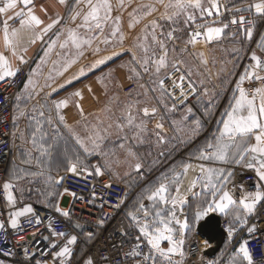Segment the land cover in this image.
I'll use <instances>...</instances> for the list:
<instances>
[{"label":"crops","instance_id":"1","mask_svg":"<svg viewBox=\"0 0 264 264\" xmlns=\"http://www.w3.org/2000/svg\"><path fill=\"white\" fill-rule=\"evenodd\" d=\"M121 5V0H0V81L29 63L22 86L27 95L19 101L24 121L21 148L28 154L13 161L11 155L7 179L20 198L30 199L34 172H40L41 164L35 155L30 162L29 153L50 151L64 153L59 166L83 167L97 180L134 185L148 207L128 216L134 233L141 236L154 264H183L188 240L207 214L244 225L264 200V87L253 95L245 89L264 76L260 68L245 64L248 56L264 58V29L230 33L220 24L205 26L207 42L198 44L193 57L208 66L211 87L230 89V100L218 109L216 98L198 96L178 108L161 89L162 79L169 57L184 44L185 17H190L185 7L194 18L200 1H177L180 26L169 12L157 11L137 21L159 25L167 19L177 26V33H164L158 26L147 31L149 44L143 51L134 49L132 42L122 44V39L140 37L124 34L129 26L121 15L127 7ZM258 7L264 10L263 3ZM87 29L92 36L83 35ZM59 34L79 43L82 55L113 59L97 62L92 70L87 64L60 69L35 63ZM137 53L146 59L114 58ZM193 67L200 73L196 63ZM75 68L82 72L81 79H66ZM129 85L136 89L123 93ZM193 164L204 170L203 178L177 200ZM234 167L255 174L259 191L242 193L234 183ZM177 214L185 218L186 231L176 225ZM203 248H208L205 241ZM229 249L226 240L209 264H248L243 244L223 259Z\"/></svg>","mask_w":264,"mask_h":264},{"label":"built area","instance_id":"2","mask_svg":"<svg viewBox=\"0 0 264 264\" xmlns=\"http://www.w3.org/2000/svg\"><path fill=\"white\" fill-rule=\"evenodd\" d=\"M208 24H220L232 33L256 27L264 29V10L228 12L217 8L207 23L191 29V44L207 42L205 26ZM245 64L259 69L264 65V58L248 56ZM28 68L29 63H25L14 76L0 81V264H154L146 244L128 222L124 209L128 192L124 184L97 180L82 167L72 168L56 178V186L62 193L55 209L51 198L44 204L33 201V197L39 196L38 186L31 187L30 199H22L17 187L9 185L7 171L14 142L13 105L25 83ZM261 87H264V76L252 80L245 89L253 95ZM135 89V85H129L125 93ZM161 89L178 108L199 96L187 77L178 71L165 76ZM195 169L201 172L193 186L201 182L204 174L195 164L190 165L189 172ZM232 174L235 185L245 195L259 191L258 178L252 172L234 167ZM178 194L176 198L180 200ZM176 225L185 231L188 227L179 214ZM221 227L230 244L223 259L241 243L248 264H264V200L244 225L222 219ZM203 243L204 239L195 231L188 240L183 264L210 263L203 255Z\"/></svg>","mask_w":264,"mask_h":264},{"label":"rangeland","instance_id":"3","mask_svg":"<svg viewBox=\"0 0 264 264\" xmlns=\"http://www.w3.org/2000/svg\"><path fill=\"white\" fill-rule=\"evenodd\" d=\"M122 5L127 8L122 9V21H126V27L128 31L124 32L127 36L138 35L140 39H136V41H129L128 39H122V44L128 46L129 43L132 42L133 48L138 49L139 51H143L146 45L149 44V40H146V36H150V34H146L147 31H152L153 28L157 27L159 31L164 33L176 31L177 26L176 23L180 26V17L181 9L180 7L177 9V1L178 0H121ZM180 1V0H179ZM200 1V9L196 12L194 18L192 17L191 10L185 7L186 13L190 12V17H185V31H184V44L179 45V53L174 56L169 57L168 61V69L167 72L164 73L165 76L175 72L181 71L187 77L190 85L199 92L200 97H210L212 99L216 98L218 109H222L226 106V104L230 100V89L225 88H214L207 83V80L211 79L209 74L208 66L203 65L198 59L196 60L193 57V52L199 51L200 47L198 44H191L190 42V31L191 29L199 24H205L209 21L212 16L213 6L216 3L217 8L222 7L224 10L228 12H239L248 9H260L258 4L263 3L264 0H199ZM216 8V9H217ZM158 12L156 15H164L166 13H170L172 15V21H176V23H171L167 19H163L159 25L156 24H139L137 21L144 19L146 16L153 14L154 12ZM184 16V15H183ZM194 19V20H193ZM188 21V22H187ZM174 27V28H173ZM257 28V27H256ZM255 28V29H256ZM136 29V30H135ZM232 33V32H230ZM234 33V32H233ZM92 36V34L88 31L83 33L85 36ZM150 39V38H149ZM89 42V40H88ZM136 43V45L134 44ZM175 45V44H174ZM176 47V46H175ZM202 50V48H201ZM82 47L79 43H73L70 40L66 41V36L64 34H59L57 37L53 36L52 39L48 42L46 47L42 50L41 54L36 59L35 63L40 64H51L59 67L60 69H65V67H79V65L84 64L88 65L89 69H95V65L97 62L101 63L105 60V63L111 62L113 56H105L98 57L95 55H82ZM136 52V50H135ZM128 53V52H127ZM143 55L128 56L121 54L120 56H116L114 58L121 57L122 60H127V57H131L133 60L137 62H143L146 58L142 57ZM108 58V59H107ZM196 63L197 69L200 70V73L193 67V64ZM203 65V67L201 66ZM142 72H140L141 75ZM82 72L79 71L78 68L71 73H68V77L66 79H73L74 81H79L81 78ZM134 76V73H131ZM138 76V73H136ZM38 78L37 76H34ZM162 79V80H163ZM200 85V87L196 85ZM228 90V92H227ZM123 93H125V89H123ZM27 95V90L25 87L21 89V92L17 94L16 99L13 105V115H14V144L12 147V161L13 157H18L20 155L26 156L28 153H22L21 143V128L24 121H22L21 107L19 106V101H21L22 97ZM220 103V104H219ZM220 105V106H219ZM30 162H32V156L35 155V161L41 165H39L40 172H34L36 179L31 182L39 187V196L33 197V201L35 203L44 204L51 198V206L55 209L61 199L62 190L56 186V178L64 172L71 170L72 168L79 167H68L67 165L59 166L62 163L64 164V153H56V152H42V153H29ZM16 155V156H15ZM83 168V167H82ZM84 169V168H83ZM127 187V200L125 203V214L127 216L133 215L135 213H143L148 208L145 206V201L139 199L136 194V189L134 185H125ZM179 204V203H178ZM175 209V208H174Z\"/></svg>","mask_w":264,"mask_h":264},{"label":"water","instance_id":"4","mask_svg":"<svg viewBox=\"0 0 264 264\" xmlns=\"http://www.w3.org/2000/svg\"><path fill=\"white\" fill-rule=\"evenodd\" d=\"M260 71L264 72V65L260 67ZM221 221L220 216L209 213L196 225V232L208 244V248L203 251L206 258H214L226 241V234L221 227Z\"/></svg>","mask_w":264,"mask_h":264},{"label":"bare ground","instance_id":"5","mask_svg":"<svg viewBox=\"0 0 264 264\" xmlns=\"http://www.w3.org/2000/svg\"><path fill=\"white\" fill-rule=\"evenodd\" d=\"M200 172L201 171L199 169H195L194 171H190L187 176L185 175L186 178H185L184 182L182 183V185L179 189L178 198L180 200L183 199L184 197H186L187 191H189V189L194 185L196 178H197V175Z\"/></svg>","mask_w":264,"mask_h":264},{"label":"trees","instance_id":"6","mask_svg":"<svg viewBox=\"0 0 264 264\" xmlns=\"http://www.w3.org/2000/svg\"><path fill=\"white\" fill-rule=\"evenodd\" d=\"M10 165V164H9ZM8 169H9V167H8ZM7 173H8V171H7ZM30 194V198H31V193H29Z\"/></svg>","mask_w":264,"mask_h":264}]
</instances>
